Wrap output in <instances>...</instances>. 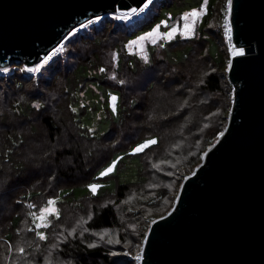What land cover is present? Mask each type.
I'll return each instance as SVG.
<instances>
[{
	"label": "trees",
	"instance_id": "1",
	"mask_svg": "<svg viewBox=\"0 0 264 264\" xmlns=\"http://www.w3.org/2000/svg\"><path fill=\"white\" fill-rule=\"evenodd\" d=\"M168 1L153 0L135 22L105 15L72 32L78 47L91 46L80 58L69 50L74 65L52 82L48 65L38 78L17 72L21 79L14 74L7 83L0 76V264H137L150 223L172 209L181 182L225 128L232 105L222 69L230 59L223 31L229 0H170L203 10L194 20L197 36L148 40L146 58L124 45ZM182 13L167 22L179 24ZM199 35L206 50L191 53ZM202 53L201 61L193 58ZM88 83L105 105L102 131L82 120L87 110L77 92ZM109 94L117 97L114 112ZM149 139L155 143L132 152ZM123 156L137 162L135 177L113 187L100 181L117 179ZM113 163V172L101 175ZM93 184L95 191L73 194ZM49 199L57 213L39 229L34 219Z\"/></svg>",
	"mask_w": 264,
	"mask_h": 264
},
{
	"label": "water",
	"instance_id": "2",
	"mask_svg": "<svg viewBox=\"0 0 264 264\" xmlns=\"http://www.w3.org/2000/svg\"><path fill=\"white\" fill-rule=\"evenodd\" d=\"M144 0H0V67L26 66L84 20ZM225 128L146 232L139 264H264V0H231Z\"/></svg>",
	"mask_w": 264,
	"mask_h": 264
},
{
	"label": "rangeland",
	"instance_id": "3",
	"mask_svg": "<svg viewBox=\"0 0 264 264\" xmlns=\"http://www.w3.org/2000/svg\"><path fill=\"white\" fill-rule=\"evenodd\" d=\"M183 1H186V0H183ZM190 2H191V0H190ZM203 2H205V0H201V3H203ZM169 3H170V0L168 1L167 6L163 5L161 7L159 13L153 15L154 19L152 21L146 23L142 28H140L138 30V34H140V35L134 36L136 31L134 30L132 32L133 36H131L130 40L125 42V44H124V45H126V48L130 52L132 51V49L134 47H136L135 52L137 54H140L143 58H146V50H144V51H142V50H143L145 43L148 40H150V42H153V41L157 40L158 37H160V36H163L166 39L175 36V37H181L182 39L187 40L188 38H192L194 36H197V33L194 32V35L191 37L192 32L194 30V20L197 17V16H195V17L192 16L191 13L193 10L197 9L198 5H193L192 7H189V5L187 3H181V4H177L176 2L171 3V4H169ZM155 9H156V6L151 7L150 13L154 12ZM196 11L199 13V12H202L203 10L200 11L197 9ZM179 12L180 13L183 12L181 14L182 19H181V21H179V24H176L175 20H177V19H174V21H172V23L167 22V21H169L171 16L173 17ZM108 15H110V14H108ZM97 22L98 21H96L95 23H97ZM91 25H93V24H91ZM88 26H90V25H88ZM127 27L131 28V26H127ZM99 28L100 29L95 31L94 33H98L99 31L103 30V29H101L102 26ZM173 29H175V31H173ZM72 32L73 31L69 32L63 38L62 43L58 47H56V49L53 53H51L49 55L44 54L45 56L42 57L38 63L31 65V66H26L23 62L17 61V59L14 58L10 64L3 66V67H0V76L3 77V80H5V82H7V83H9L12 80V77L14 74H16L17 78L21 79V77L19 75H17V72H22V73L26 74L27 77L38 78V75H40V73L44 69L43 66L48 65V69H46V70L48 73H51L52 76L49 79H47L46 81L52 82L55 73L59 72V74L62 75L65 73V71L70 69V66L74 65L72 62L75 61V59L72 56H69V58H70L69 60L67 58L66 53L69 50L72 51L73 56L76 55L79 58H80V54L84 55L85 51L86 52L89 51V50H86V48L90 47L91 46L90 44H88L86 46L78 47L79 44L76 43L77 39H75L76 35L75 36L71 35V34H73ZM105 37H107V36L103 35V38H105ZM116 38L120 39V43L122 42L121 35H119V34L116 35ZM217 39H218V43L220 44L218 37H217ZM206 44H207V41L205 40V38H203L202 35H199V37L196 39L195 42L194 41L191 42V45H192L191 53H194L198 50L205 51L206 50ZM71 48H73V49H71ZM227 48H228V46H227ZM229 51H231L232 54L236 53V50L234 48H232ZM62 54L64 56H62ZM204 56L205 55L202 53V55H199V56H196L193 58L201 61ZM225 58L226 57L224 56V59ZM228 64H229V61L226 59V61L223 63V68H222L224 72L227 71ZM18 70H20V71H18ZM22 79H24V78H22ZM95 87L93 86V84L88 83L85 91L77 92V94H78L77 97H78V104H79L78 106L84 105V106H86V110H87L86 114L83 115V119H82L83 122L84 123L86 122L89 125L90 129L94 130L96 132V131H102L105 129V124H106L107 120H106V113H105V105L102 104V98H101V95L99 94V89L97 87L96 88ZM90 89L93 90V92H91ZM228 90H229V94H228L229 98H230V100H232L233 88H232L231 84H230ZM112 96H115V94H109L108 95L106 105L109 109H111L114 112L113 106H112L113 102L111 100ZM115 108H116V101H115ZM222 131H223V129L221 131H219L211 139L209 144L206 146V149L211 147L214 144V142L217 140L220 132H222ZM148 141H151V140L150 139L145 140L141 144H144ZM141 144H139V145H141ZM139 145H137V146H139ZM134 149L132 150V152H136V151H134ZM204 151L202 152V154L200 156L201 160L203 159ZM121 159H122L121 161H123V163H124V167H120L121 169L119 170L118 174H117V172H115V174L117 175V179L113 178L112 177L113 175H109L111 178L110 177H109V179L104 178V179H101L100 181L107 183V185L109 184V186L113 187L116 180L124 181V180H129V179H132L135 177V169H136V165H137V162H135V159L134 158L130 159L129 156H126V157L123 156V157H121ZM110 166H112L111 172H113L114 163L112 165H109L107 168H104L102 170V172H104ZM191 173L192 172H190V174ZM108 174H110V172ZM108 174H106V175H108ZM90 186H92V185H90ZM90 186L75 187L72 189L73 194L79 195V194H82L83 192H85L86 190L93 191ZM96 187H97V185H96ZM50 200L54 201V204L50 205L48 203V201H50ZM55 200L56 199H49L47 201V203L44 204L43 206H41L40 209L38 210V214L35 216L34 220H35L36 226L39 229L42 226L47 225V223L50 220L52 215H56L57 207L55 204ZM42 209H45V211H42ZM140 256H141V250L138 249V253H136V255H134L135 263L139 264ZM137 257H139V259H137Z\"/></svg>",
	"mask_w": 264,
	"mask_h": 264
},
{
	"label": "built area",
	"instance_id": "4",
	"mask_svg": "<svg viewBox=\"0 0 264 264\" xmlns=\"http://www.w3.org/2000/svg\"><path fill=\"white\" fill-rule=\"evenodd\" d=\"M152 2H153V0H144L138 6H131V7L126 8V9L116 8L115 13L112 12L110 15L113 16L116 20H118L120 22H135V21L141 19L142 17H144L146 15V13L149 10V7H150ZM100 17L101 16H92V17L84 20L82 23L74 26V28L71 31L77 32V31L81 30L82 28L87 27L88 25L94 24L97 21V19ZM223 31H224L225 40H226V43L228 45L229 50L234 48L236 50V53L241 52L242 50L237 48L233 43L232 28H231L230 19H229V8H228V12L226 13L224 20H223ZM61 43H62V41L57 43L54 47H52L46 53V55L53 53L55 51L56 47H58ZM231 54L232 53L230 51V55ZM44 56L45 55L42 54L41 58Z\"/></svg>",
	"mask_w": 264,
	"mask_h": 264
},
{
	"label": "snow or ice",
	"instance_id": "5",
	"mask_svg": "<svg viewBox=\"0 0 264 264\" xmlns=\"http://www.w3.org/2000/svg\"><path fill=\"white\" fill-rule=\"evenodd\" d=\"M231 2V0H229V3ZM191 15L192 16H197V15H199V13L196 11V10H193L192 11V13H191ZM187 27V26H186ZM173 31H175V29H173ZM142 39V38H141ZM134 43V42H133ZM115 58V57H114ZM101 71H103V69H101ZM116 99H117V97H115V96H112L111 97V100H112V102H113V110L115 111V101H116ZM151 143H155V141L153 140V141H148V142H146V143H144V144H141V145H139V146H137L135 149H134V151H136V152H139V151H142L145 147H147L148 146V144H151ZM115 163V162H114ZM112 171V166H110L108 169H106L104 172H102L101 173V175H106V174H108L109 172H111ZM91 188H92V190L93 191H95V188H96V185H92V186H90ZM48 203L50 204V205H52V204H54V201H52V200H50V201H48ZM42 211H45V209H42ZM34 215V214H33ZM39 226V225H38ZM44 226H46V225H44ZM37 235L38 236H40V238L41 239H44L45 237H44V235L42 234V233H37ZM19 251H23V249H19ZM137 259H139V257H137Z\"/></svg>",
	"mask_w": 264,
	"mask_h": 264
}]
</instances>
